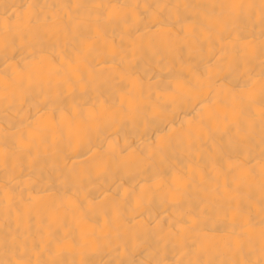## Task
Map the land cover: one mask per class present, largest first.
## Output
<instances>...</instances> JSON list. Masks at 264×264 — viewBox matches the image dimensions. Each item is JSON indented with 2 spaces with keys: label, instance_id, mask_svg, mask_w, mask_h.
Here are the masks:
<instances>
[{
  "label": "bare ground",
  "instance_id": "obj_1",
  "mask_svg": "<svg viewBox=\"0 0 264 264\" xmlns=\"http://www.w3.org/2000/svg\"><path fill=\"white\" fill-rule=\"evenodd\" d=\"M0 264H264V0H0Z\"/></svg>",
  "mask_w": 264,
  "mask_h": 264
}]
</instances>
